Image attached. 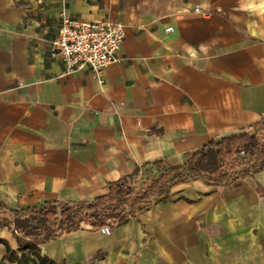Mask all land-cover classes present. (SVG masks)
<instances>
[{
	"label": "crops",
	"instance_id": "0c3cea01",
	"mask_svg": "<svg viewBox=\"0 0 264 264\" xmlns=\"http://www.w3.org/2000/svg\"><path fill=\"white\" fill-rule=\"evenodd\" d=\"M62 8L126 26L123 61L100 82L88 69L65 75L51 57ZM263 128L264 0H0V203L10 210L88 203L137 168L184 165L210 142ZM100 229L39 251L55 264H264V167L229 185L179 182ZM0 240L17 252L10 228ZM0 264H17L4 243Z\"/></svg>",
	"mask_w": 264,
	"mask_h": 264
},
{
	"label": "trees",
	"instance_id": "16d2710c",
	"mask_svg": "<svg viewBox=\"0 0 264 264\" xmlns=\"http://www.w3.org/2000/svg\"><path fill=\"white\" fill-rule=\"evenodd\" d=\"M238 151L250 154L257 152V158L248 170L237 171L234 174L219 170L213 172L212 178L193 177L190 180L204 179L214 186L229 185L238 178L248 176L253 171L264 167V140L262 143L258 142L254 134L247 133L225 137L218 142H210L191 155L184 165L176 166V168H189V171L197 174L212 173L216 169L219 156L225 154L224 156L231 157ZM154 164L161 165L166 162L160 161ZM139 171L140 169L137 168L132 175L136 176ZM132 177L122 178L109 184L108 193L88 203L45 202L42 205L21 210H10L0 203V208L14 216L13 219L0 218V226L10 228L16 234L18 242V250L14 252L9 249L6 242L0 240V243H4L6 247V259L17 264H55L49 258L42 256L39 251L40 245L51 238L69 234L75 230H98L106 224H110L112 230L127 217H133L135 213L146 210L152 203L164 200L160 199L167 182L162 176L139 189L135 186L130 187ZM188 181L183 180L177 183ZM127 207L130 210H127Z\"/></svg>",
	"mask_w": 264,
	"mask_h": 264
},
{
	"label": "built area",
	"instance_id": "2783aa9c",
	"mask_svg": "<svg viewBox=\"0 0 264 264\" xmlns=\"http://www.w3.org/2000/svg\"><path fill=\"white\" fill-rule=\"evenodd\" d=\"M194 12L200 13V10L194 8ZM59 17L58 36L52 44L51 57L61 60L65 75L88 69L100 82L102 69L123 61L118 53L124 39V24L76 18L68 15L65 8ZM172 30L168 27L166 32ZM240 153L244 154V151ZM100 231L109 233L110 224L104 225Z\"/></svg>",
	"mask_w": 264,
	"mask_h": 264
},
{
	"label": "rangeland",
	"instance_id": "374dc122",
	"mask_svg": "<svg viewBox=\"0 0 264 264\" xmlns=\"http://www.w3.org/2000/svg\"><path fill=\"white\" fill-rule=\"evenodd\" d=\"M255 138L258 142L262 143V140H264V128L263 130H260V133L258 135H255ZM225 153V152H223ZM225 154H222L219 156V160L216 165V169L211 172L205 173V174H197L192 171H189V168H183V169H177L176 166H170L167 164H153V165H146V167H143L140 169L138 174L136 176H133L130 179V187H134L136 189L141 188L142 186L147 185L151 181H154L158 177H163L166 182L167 186L163 190L162 199L166 200L170 197V190L171 188L178 182V181H188L193 177H213V172L219 171V170H225L229 173H236L237 171L248 170L250 166L255 162L257 152L254 151L253 154H250L249 152H245L244 154H241L240 151L233 153L231 157L224 156ZM168 195V196H167ZM127 210H130L129 207L126 208ZM17 216H21L20 214H17ZM7 217L9 219H13L14 216L8 212H6L3 208H0V218Z\"/></svg>",
	"mask_w": 264,
	"mask_h": 264
}]
</instances>
